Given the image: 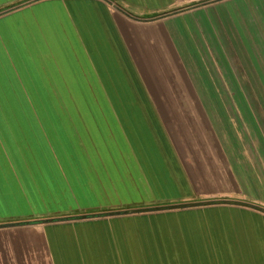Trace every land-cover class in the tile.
Segmentation results:
<instances>
[{
    "label": "crops",
    "instance_id": "obj_1",
    "mask_svg": "<svg viewBox=\"0 0 264 264\" xmlns=\"http://www.w3.org/2000/svg\"><path fill=\"white\" fill-rule=\"evenodd\" d=\"M197 1L0 0V256L264 264V178L158 17Z\"/></svg>",
    "mask_w": 264,
    "mask_h": 264
},
{
    "label": "rangeland",
    "instance_id": "obj_2",
    "mask_svg": "<svg viewBox=\"0 0 264 264\" xmlns=\"http://www.w3.org/2000/svg\"><path fill=\"white\" fill-rule=\"evenodd\" d=\"M219 5H227L222 15L209 16ZM165 16L177 19L191 69L239 169L250 184L260 181L264 178L260 151L264 148V0H199ZM22 236L21 242L20 236L15 237L22 247L16 252L5 248L0 264H50L40 240L36 238L37 248L32 250L27 235Z\"/></svg>",
    "mask_w": 264,
    "mask_h": 264
},
{
    "label": "water",
    "instance_id": "obj_3",
    "mask_svg": "<svg viewBox=\"0 0 264 264\" xmlns=\"http://www.w3.org/2000/svg\"><path fill=\"white\" fill-rule=\"evenodd\" d=\"M118 6V5H117ZM165 15H160V16H158V17H164ZM151 19H153V18H151ZM148 20H150V19H148Z\"/></svg>",
    "mask_w": 264,
    "mask_h": 264
}]
</instances>
